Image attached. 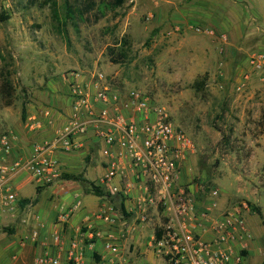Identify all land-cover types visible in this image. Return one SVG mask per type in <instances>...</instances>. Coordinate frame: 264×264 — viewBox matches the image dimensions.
<instances>
[{
  "label": "rangeland",
  "instance_id": "1",
  "mask_svg": "<svg viewBox=\"0 0 264 264\" xmlns=\"http://www.w3.org/2000/svg\"><path fill=\"white\" fill-rule=\"evenodd\" d=\"M48 1L0 0V17H10L0 19V136L13 129L23 132L30 105L33 114L63 108L62 100L70 106L64 75L102 71L122 91L149 95L194 142L195 151L180 170H185L187 186L218 189L219 200L229 207L247 204L243 214L253 241L246 263L262 264L264 219L249 203L264 215V75L254 74L242 89L238 87L249 57L264 53V24L259 27L263 29L250 31L249 24V30L231 33L220 24L226 16H220L218 24L211 15H168L160 0H143L140 6L127 0L114 10L106 7L110 0H68L72 9L94 3L83 16H68L66 0H56V19ZM188 1L182 0L177 8L183 12ZM249 17L245 10L237 18ZM165 28L174 35L167 36ZM207 29L216 35L209 36ZM203 39L210 56L207 65L197 51ZM216 46L222 52L215 51ZM120 51H125V58L118 57ZM206 73L205 90L196 91L195 80ZM6 80L10 90L3 87ZM92 178L89 173L87 179ZM24 181L22 195L35 197L31 176ZM90 199L97 201L83 197ZM126 256L130 264H162L152 249Z\"/></svg>",
  "mask_w": 264,
  "mask_h": 264
},
{
  "label": "built area",
  "instance_id": "2",
  "mask_svg": "<svg viewBox=\"0 0 264 264\" xmlns=\"http://www.w3.org/2000/svg\"><path fill=\"white\" fill-rule=\"evenodd\" d=\"M204 32L216 35L214 30ZM223 39L226 41L225 36ZM215 50L221 48L216 46ZM254 74L264 75V53L249 57L238 89ZM65 80L70 89L71 112L51 138L36 141L29 156L24 157L14 153L18 141L15 131L0 136V204L11 208L17 202L13 181L22 173L41 182H51L58 172L57 155L80 151L82 138L92 133L106 144L102 150L103 156L109 159L102 181L105 189L130 197V183L123 189L113 184L116 177L125 175L123 163L127 159L134 180L143 182L145 189L132 213L144 224L151 219H166L156 227L151 244L162 264H247L253 241L243 214L247 204L221 211L218 189L199 186L195 193L191 187L179 183L180 170L187 156L194 153L195 144L179 130L166 109L144 92L122 91L102 71L72 72L65 75ZM40 115L41 118L28 120L31 131L41 128L52 112L47 109ZM80 205L77 203L66 210L61 221L66 222ZM112 211L113 208H102L94 217L109 222ZM32 237L37 240L39 234L34 232ZM60 238L57 232L56 241ZM101 238L100 231L90 232V241ZM91 244L79 238L71 240L67 253L69 264H84L86 246ZM105 247L111 257L109 263L102 264H130L120 246L118 249L107 241ZM36 264L63 263L58 256L40 255Z\"/></svg>",
  "mask_w": 264,
  "mask_h": 264
},
{
  "label": "crops",
  "instance_id": "3",
  "mask_svg": "<svg viewBox=\"0 0 264 264\" xmlns=\"http://www.w3.org/2000/svg\"><path fill=\"white\" fill-rule=\"evenodd\" d=\"M160 1L162 6L168 8L165 12L168 15L184 17L211 15L217 19L218 22L213 21L218 24L221 21L220 16H226L227 18L222 21L224 24H220L222 27L226 24L227 27L225 26V28H228L231 33L246 31L249 28L250 31L256 28L263 29L259 27L264 24V0H199L197 4H194V0H189L183 7V12L177 8V4L182 0ZM143 3H145L143 0H136V6ZM173 8L177 10L174 11ZM245 10L249 12L251 17L244 21L237 18L243 15ZM249 24L251 27L248 28ZM168 28H165V31ZM169 30H167V36L174 35L173 31ZM229 37L235 38L233 35ZM203 42L197 46V51L200 62L207 65L210 56L205 48L204 39ZM230 42L231 40H229L228 46H231ZM222 50L221 48L220 52ZM63 80L65 83L67 82L65 75ZM53 101L57 104L60 102L55 99ZM53 101L52 106L55 105ZM62 102L63 108L53 106V109H48L52 112V116L49 119H44L41 128L31 131L26 124L23 132L13 129L18 135L14 149L16 156H29L33 142L51 138L54 132L66 123L71 111L70 106H68L69 103L65 100ZM30 107L29 119L41 118V112L47 110L44 109L39 114H33L32 105ZM82 142L83 148L80 151L57 155L58 172L51 182H41L28 173H22L13 181L18 197L17 202L11 208L0 204V264H36V258L40 255L58 256L63 264H69L67 253L70 241L79 238L86 243L90 240V232L93 230L100 231L103 238L92 241L93 244L89 247L86 246L84 264L109 263L111 252L105 247L107 241H111L118 249L120 246L126 255L127 252L141 255L152 249L151 244L155 236V229L166 219H151L148 224H144L132 213V210L136 208L138 199L145 193L143 182L134 180L129 161L124 159L125 175L116 177L113 184L123 189L127 183H130L132 185L131 195L129 198H125L119 193L108 192L102 183L107 173V162L109 161L102 153L106 144L92 133L83 137ZM82 173L86 179L89 173H92L94 178L87 180L94 182L107 195L97 197L89 194L82 182L64 178V175ZM27 175L31 176L32 183L35 184V197L23 196L21 193L26 185L24 179ZM185 182V170H183L180 174L179 183L188 184ZM189 187L198 193L199 186L189 185ZM87 195L96 197L97 201L93 199L84 201L83 197ZM218 202L221 211L231 208V206L224 205L221 200ZM77 203L81 204L80 207L66 222H62L61 215ZM102 208H113L111 221L94 217L95 213ZM122 208L125 209L126 214H121ZM153 212L155 213L154 210ZM34 232L39 234V239L36 240L32 237ZM57 232L60 234V241L55 239ZM146 240L148 242L143 248L141 243Z\"/></svg>",
  "mask_w": 264,
  "mask_h": 264
},
{
  "label": "trees",
  "instance_id": "4",
  "mask_svg": "<svg viewBox=\"0 0 264 264\" xmlns=\"http://www.w3.org/2000/svg\"><path fill=\"white\" fill-rule=\"evenodd\" d=\"M126 1L127 0H110L106 4V7H108L111 10H114V9L122 7L126 3ZM48 3L51 6L53 15L55 16L56 19H58V10H57L56 0H49ZM93 4L94 3L90 2L88 5L84 6L83 9H80V8L72 9L68 0H66L65 7L67 8L68 16L75 14L76 12H78L80 15L83 16L86 12H88L90 9H92ZM0 19H1V21H6V20H9L10 17L2 15L0 17ZM124 44H129V43H128V41L125 40ZM110 52H111V54H114V50H111ZM117 55H118V57L120 56L122 58L126 57L125 51H120V53H118ZM117 62H119V61H117ZM208 79H209V75L207 73L201 77H198L194 82V88L196 89V91H199V92L204 91L206 86H207ZM3 87L5 90H10L12 88V85L8 80H6L3 83ZM64 178L82 182L86 186V192L89 194L91 193L97 197H105L107 195V193H105L102 190V188L97 186L94 182L88 181L84 177L83 173L79 174V175H64ZM249 204L251 207V211L257 213L259 215V217L263 220L264 215H263L262 210L259 207H255L251 203H249ZM120 211H121V214H126L124 208H122ZM262 264H264V261L262 262Z\"/></svg>",
  "mask_w": 264,
  "mask_h": 264
}]
</instances>
